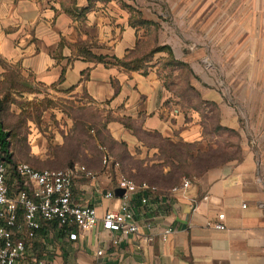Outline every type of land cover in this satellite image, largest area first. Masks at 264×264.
I'll list each match as a JSON object with an SVG mask.
<instances>
[{
  "label": "crops",
  "instance_id": "1",
  "mask_svg": "<svg viewBox=\"0 0 264 264\" xmlns=\"http://www.w3.org/2000/svg\"><path fill=\"white\" fill-rule=\"evenodd\" d=\"M126 8L129 0H0V82L20 79L30 88L21 93L24 97L37 96L36 86L75 109L43 113L42 126L54 142L34 140L27 162L52 169L80 164L97 173L92 179L80 174L71 198L93 206L97 224L72 240L66 231L42 222L27 242L33 264H264V181L251 151L191 178L185 191L168 192L184 177L169 178L177 162L163 156L164 145L199 142L203 134L192 118H185L151 63L145 70H131L117 62L133 55L141 42ZM190 85L201 99H211L213 92L204 84ZM76 123L77 130H71ZM68 133L77 135L73 158L59 150ZM98 140L112 154L109 142L122 144L128 162L136 160L133 168L144 171L131 179L158 188L148 194L146 205L140 204V194L133 196L140 227L135 235L122 238L102 226V215L120 205V196L104 197L115 190L117 174L103 170ZM39 157L40 165L35 162ZM128 162L123 165L132 167ZM218 214H223V230L212 226ZM166 226L172 232L163 241Z\"/></svg>",
  "mask_w": 264,
  "mask_h": 264
},
{
  "label": "rangeland",
  "instance_id": "2",
  "mask_svg": "<svg viewBox=\"0 0 264 264\" xmlns=\"http://www.w3.org/2000/svg\"><path fill=\"white\" fill-rule=\"evenodd\" d=\"M129 3L126 11L130 23L141 32V42L131 57H141L155 67L158 78L178 98L185 118L188 121L192 118L203 134L199 142H178L170 149L164 145L163 156L167 159L170 155L180 164L172 172L191 179L251 151L259 177L264 181V0H129ZM163 45L174 50V58L168 56L165 48L154 53ZM159 52L164 55L155 58ZM141 69L145 70V65ZM191 82L204 84L205 91L213 92L211 99H201ZM25 85L24 81H17L12 88H6L0 83V117L9 131L11 159L28 163L29 147L34 140L40 145L42 139L54 142L42 126L43 113L50 108L67 113H74L75 109L72 104L52 99L57 98L56 94L41 92L36 86L37 96L24 97L21 93ZM71 130H77V123ZM98 141L100 150L104 143ZM63 142L60 153L73 158L77 153V135L68 133ZM109 144L112 158L118 163L114 177L123 174L132 178L131 175L144 172L133 168L138 166L136 160L128 162L122 144ZM58 148L57 144L51 145L54 152ZM125 160L132 167L126 168ZM41 161L40 157L35 160L39 165ZM150 172L154 176L156 171ZM168 176L175 177L174 173Z\"/></svg>",
  "mask_w": 264,
  "mask_h": 264
},
{
  "label": "built area",
  "instance_id": "3",
  "mask_svg": "<svg viewBox=\"0 0 264 264\" xmlns=\"http://www.w3.org/2000/svg\"><path fill=\"white\" fill-rule=\"evenodd\" d=\"M99 149L102 152L103 170H115L118 163L113 161L103 146ZM14 170L24 178V182L22 189L11 194L6 183L8 166L0 157V264H33L31 254L27 252V242L36 237L42 222L54 224L66 231L72 240H76L97 224L99 218L93 206L71 200L73 181L80 177V174L95 178L96 172L80 164L61 169H35L25 162L16 163ZM190 183V178H183L168 192L185 191ZM116 188L124 189L120 205L116 209L106 210L101 222L104 229L118 232L122 238H126L128 235L137 234L140 228L134 218L131 203L133 196L140 194V204L146 205L148 194L156 193L158 188L146 181L135 182L123 174L117 175L114 189ZM115 196L113 189L104 194L107 199ZM202 199H207V196H202ZM191 201L196 202L194 199ZM217 218L218 221L212 224L213 228L225 229L223 214H218ZM73 229H76V232H72ZM171 232L170 226L164 227L161 240H167ZM101 254L102 250H98L97 255Z\"/></svg>",
  "mask_w": 264,
  "mask_h": 264
},
{
  "label": "trees",
  "instance_id": "4",
  "mask_svg": "<svg viewBox=\"0 0 264 264\" xmlns=\"http://www.w3.org/2000/svg\"><path fill=\"white\" fill-rule=\"evenodd\" d=\"M141 22L144 23V21H141ZM163 48L167 49L168 56L172 59L173 56H172L171 49L165 45L160 46L157 50L154 51V53L162 50ZM117 62L126 68L138 70L139 68H141L142 65H145V63H147V60H145L141 57L129 56V57H125L123 60H117ZM17 81H21V80L11 77V79H9V81L7 80V81L0 82V83H4L6 85V88H12ZM25 86H26V89H30L29 87H27V85H25ZM0 103H1V97H0ZM0 113H1V107H0ZM8 137H9V131L5 129L4 124H3L1 117H0V157H2L5 160V162L8 166V175H7L6 183L9 187L10 192L14 194L23 188L24 178L22 176H20L19 174H17L14 170L15 164L18 162L12 160L10 157V154L8 152V146H9ZM101 142L104 143L103 147L112 156L111 147L109 145L107 146L105 141L101 140ZM175 146H177V145H173L172 147H175ZM167 147H168V145H167ZM99 152H100V154H102L101 150H99ZM179 161L181 162V160H179ZM181 163H183V162H181ZM179 165L180 164H177V165L172 166V167H174L173 169L176 170L179 168ZM35 169H38V168H35ZM173 173L176 176L177 173L172 172V171L170 172L169 175L172 176ZM125 176H127V175H125ZM127 177H129V176H127ZM129 178H131V177H129ZM139 201H140V199H139Z\"/></svg>",
  "mask_w": 264,
  "mask_h": 264
},
{
  "label": "water",
  "instance_id": "5",
  "mask_svg": "<svg viewBox=\"0 0 264 264\" xmlns=\"http://www.w3.org/2000/svg\"><path fill=\"white\" fill-rule=\"evenodd\" d=\"M114 193H115L116 196H120L121 197L123 195V193H124V189L116 188L114 190Z\"/></svg>",
  "mask_w": 264,
  "mask_h": 264
}]
</instances>
